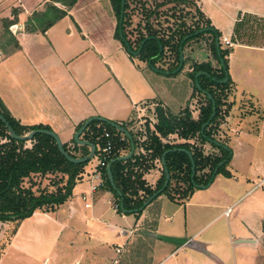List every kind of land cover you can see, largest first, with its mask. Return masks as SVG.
<instances>
[{
    "label": "crops",
    "instance_id": "obj_1",
    "mask_svg": "<svg viewBox=\"0 0 264 264\" xmlns=\"http://www.w3.org/2000/svg\"><path fill=\"white\" fill-rule=\"evenodd\" d=\"M19 1V5L15 6L16 10L10 12L11 16L7 17V27L0 24V32L7 36L5 38L0 35L4 39L3 44L0 38V69L2 67L16 83L17 77L22 80L18 91L10 92V99L1 96L4 105L9 107L7 108L9 114L21 125L47 126L68 146H72L74 133L88 117L99 116L96 110L105 111L106 114L100 115L106 119L129 124L132 120L131 113L127 112L129 106L127 101L123 104L124 99L122 100L117 90L114 92L113 105L107 109L103 107L106 96L102 89L100 90L104 84L100 78L104 72L98 65L103 64L104 59L100 57L97 60L81 53L74 55L75 43H70V37L75 35L74 28L70 27L73 7L67 11V15L44 32L29 31L25 29L24 19L30 15L31 10H37L44 2L50 0H35L33 7L31 4L23 3V0ZM193 3L194 9L208 19L219 32L220 45L223 44L222 48L228 50L226 59L231 82L238 90L244 92L241 86V77L244 74H239L235 66L240 58H243L241 61H246L242 54H246L247 51L264 53V0H193ZM53 34L55 40L52 39ZM43 37L46 39L50 37L51 41L45 39L48 43L44 42ZM223 37L228 39L230 45L221 41ZM80 39L84 46L88 44L90 47L95 44L86 35ZM189 48L190 46L185 48L184 56L188 57L190 54L189 60L200 62L197 60L198 55L194 51L190 52ZM52 50L57 51L55 57L47 56ZM93 51L98 55L95 48ZM259 63L264 66V58ZM135 64L139 66L137 62ZM91 68L95 69L94 78ZM249 79L254 81V77L247 80ZM92 80H95V83ZM262 81L264 78L260 79V83ZM91 83L97 84L98 88L94 97ZM257 84L259 83H256L255 88L262 91L264 85ZM118 95L121 98L118 99ZM130 103V107L135 105L134 101ZM80 138L87 140L83 138V132ZM231 141L232 138L228 143ZM96 149H99L98 145ZM125 154L126 150L120 151V155ZM96 156L94 165L87 163L83 167L71 196L66 200L68 223H60L57 217L52 218L49 215L50 211L39 209L20 222L23 225L37 215L40 218L36 219V222L44 223L47 227L58 225V233L65 230L67 236H43L44 230L45 232L48 230L46 227L40 234L24 232L26 236H18L21 229L23 230L22 226L11 236H0V264H110L117 256L114 247L123 243L125 249L119 257L124 264H226L231 258L230 255L226 258L220 250L219 236L230 234V223L227 219L219 227L222 235H218L219 228L202 239L198 238L200 235L198 233L210 227L208 225L215 220L227 217L224 214L226 208L251 192L255 185L226 208L219 198L205 199L201 193L203 188H199L183 201L172 200L163 193L153 199L140 214L123 213L118 212L112 204L113 194L102 188L99 156ZM160 175L161 167L156 163L155 168L146 171L143 178L149 186L154 187ZM187 207L190 209L189 214L186 211ZM258 209L262 212L264 204ZM255 217L258 222L243 229L244 233L254 236L251 240L244 241L253 246L258 245L260 239L264 237V227L262 230L259 227L264 215L256 213ZM45 219L51 222H45ZM115 220L125 223L130 221L132 225L124 228ZM234 226L237 227L235 223ZM105 228L117 231L121 238L119 242L112 243V247L107 246V240L102 234ZM237 229L241 231L240 228ZM129 251H135L136 253L133 252L135 256L132 257ZM234 258L232 253V264H235Z\"/></svg>",
    "mask_w": 264,
    "mask_h": 264
},
{
    "label": "trees",
    "instance_id": "obj_2",
    "mask_svg": "<svg viewBox=\"0 0 264 264\" xmlns=\"http://www.w3.org/2000/svg\"><path fill=\"white\" fill-rule=\"evenodd\" d=\"M109 1L117 19L115 35L125 49V44L119 34V28L133 50H137L140 42L148 37L136 57L139 60L146 63L150 61L152 65L159 69L172 71L178 66L179 47L182 46L184 54L185 48L190 46L191 42L199 41L201 37L206 35L210 37L209 49L218 62V67L214 68L209 60L197 62L189 60L190 54L188 57L184 56L183 65L187 61L192 62L191 70L187 74L192 79L193 88L203 96V102L199 107L196 118L192 116L187 107L175 114L158 106L155 110L156 122L152 129H150L148 122L146 123L145 138L143 140H138L139 134L129 130L126 123H120L131 133L136 149L130 158L115 161L111 165L114 183L123 196L124 208L131 210L140 207L150 195L162 186L165 172L161 164V156L168 149H171V151L165 155V161L170 179L166 188L159 195L165 193L172 200H185L195 190L194 183L206 184L214 168L223 160L224 163L218 166L217 173H221L225 177L231 176L230 170L227 169V164L231 159V148L225 142L214 137V131L219 125V118L223 116L222 106L226 103L224 100L226 94H223L222 91L231 83L228 73V80L224 83L219 82L225 77L228 68L226 59L228 50L221 48V46L219 53L216 50L215 35L220 36L219 32L197 9H194V13L190 12L189 5L193 3L191 0H161L160 2L125 0L121 24H119L121 0ZM75 2L76 0H50L43 10L33 12L35 13L33 16L39 22L38 25L34 28L25 27V29L44 32L56 21L67 15V11L72 8ZM55 3H61L66 8H60ZM131 8L136 15L141 13V18H132ZM195 15L197 16L196 19L194 18ZM188 17L191 20L190 22L186 20ZM133 19L135 25L130 26ZM7 24L8 22H5L6 27ZM128 26L131 27V30H127ZM203 27H209L213 30L194 34L195 31ZM132 29L137 31L134 32ZM132 32L133 34H131ZM189 34L191 36L182 42V39ZM193 51L194 48L192 50V47H190V52ZM205 55L207 56V54ZM166 56L169 57V61L167 66L163 67L161 62L165 61ZM220 58H223L225 70ZM200 71L204 73L200 74L197 79L201 89L206 91L205 93L196 87L194 81L195 74ZM213 102L215 104V114L204 127L203 132H200L201 126L212 113ZM226 111L227 109L224 110V112ZM0 112L19 135L37 128L49 129L41 124L33 126L19 124L9 114L1 100ZM116 134H121L122 139ZM171 134H176L177 138L182 141H169L168 136ZM83 138L93 142L95 146L98 145L99 149L95 150V154L104 162V165L100 166L102 188H106L113 194L116 198V209L121 212L119 195L110 185L106 174V165L110 159L120 156L121 150H130L129 140L110 123L99 120H94L88 124L83 131ZM194 138L200 144L197 145L195 142L188 141ZM214 140L220 144H216ZM27 141L30 142V146L26 145ZM108 141L111 142L112 149L111 155L106 157L102 149ZM72 142V146L62 143L63 148L70 156L80 157L88 154V146L77 145L74 140ZM204 142H208L213 148L217 149V152L205 153L203 150ZM179 148L184 150H179ZM187 152L191 153L195 164L194 182L191 181L190 177L191 160ZM157 161L161 167V175L155 186L151 187L146 183L143 175L149 169L155 168ZM88 162H70L61 154L54 138L48 134L36 133L30 140H16L9 135L4 122L0 120V221H21L31 216L38 209L42 211L54 210L71 196L72 189L83 172V167ZM49 174L55 176L54 179L50 180L55 188L53 190L42 188L36 194L33 190L36 185L35 180H33L34 177L43 178ZM25 180H28V185H24ZM136 213L140 214L141 211Z\"/></svg>",
    "mask_w": 264,
    "mask_h": 264
},
{
    "label": "rangeland",
    "instance_id": "obj_3",
    "mask_svg": "<svg viewBox=\"0 0 264 264\" xmlns=\"http://www.w3.org/2000/svg\"><path fill=\"white\" fill-rule=\"evenodd\" d=\"M149 1L160 2L161 0ZM19 3V0H0L1 25H5L7 17L11 16L10 12L13 13L12 11L16 10L15 6L19 5ZM23 3L26 5L31 4V7H33L35 0H23ZM46 3L44 2V4L41 7H38L35 11L38 12L43 10L46 7ZM55 4L60 8H66V6L61 3ZM72 7L73 13L72 18H70V27L72 29L74 28L75 35L73 34L74 36H72V38L70 37V43H75L73 49L76 53H74V55L81 53V55H90V58L94 57L97 58V60L100 59V57L104 59V63L98 65V68H101L104 72V75L100 78L104 83L100 90L102 89V93L106 96V100H104L105 105L103 107L107 109L108 106L113 105V98L115 97L114 92L117 90L122 96V100L124 99L123 104L127 101V105L129 106V109L128 106L126 108V110L128 109L127 112L131 113L132 120L127 127L134 133L137 132L139 134L138 140H143L145 138L144 129L147 122L150 129L153 128L152 126L154 125V122H156L155 110L158 106L172 113H176L180 108L186 106L191 111L192 116H197L198 108L203 102V97L198 91L194 90L192 79L187 74V72L191 70V61H187L186 64L183 65L181 71L174 75H163L155 72L146 62L139 60L136 58L137 56H131L129 52L122 47L120 40L115 35L117 19L109 0H76ZM194 7V3L189 5L191 13H194ZM138 9L140 11L139 7ZM35 11L31 10L30 15L24 19V25L26 28H34L38 25L39 22L37 18L33 16V14H35L33 12ZM130 14L132 15V18L135 17L136 19H139L142 16L141 13L136 15L132 8L130 9ZM194 18L196 19L197 16L195 15ZM186 20L187 22L191 21L189 17ZM131 24L132 25L130 26L135 25L134 19L131 21ZM130 26L127 27V30H131ZM132 30L134 32L137 31L136 29ZM131 34H133V32ZM0 35L5 38L7 37L2 34V32H0ZM40 35H42V33ZM84 35L89 37L95 44L93 43L94 45L90 47L88 44L84 46L80 39ZM2 36H0V38ZM35 38L37 39V37ZM45 39L46 37L43 40L44 42L48 43V41H51L50 37L46 39L48 41ZM52 39L55 40V34H53ZM209 39L210 37L205 35L201 37L199 41L191 42L190 47H192V50L194 48V52L198 55L197 60H209L214 68H216L218 67V62L209 49ZM3 40L4 39H2L1 42L4 44ZM37 42H40L39 39ZM11 46L12 44H10V47ZM198 47H201L202 50ZM94 48L98 51V55L93 51ZM188 50H190V48ZM56 53V50H52L51 54L48 53L47 56L55 57ZM205 54H207V56ZM242 57H245L247 62L241 61L243 58H240V61H237V66L235 67L239 74H244L241 77V86L245 91L238 90L233 82L222 91L223 94H226L224 97L226 103L222 106L223 116L219 118V125L214 131V137L226 144L232 138V141L227 144L231 148V159L227 164V169L231 171V177H225L221 173H216L212 178L211 184L205 187V189L203 188L201 193H203L205 199L209 197L219 198L220 202L224 204V208H226L253 185H255V188L230 206V211L227 217L223 216L222 218L215 220L208 225L210 227L207 226V229L199 232L198 234L200 235L198 238L202 239L205 236H208L210 232L223 225V222L227 219L230 223V234L225 233L224 236H219V240H221L220 250L223 251L222 253H224L226 258L229 257V255L231 257L226 261V264H232V253L235 256V264H264V237L260 239L258 245L253 246L251 243L244 241L251 240V237L254 236H249V234L244 233L245 231L243 230L246 226L251 227L258 222L255 217L256 213L264 215V210L262 209V212H259L258 209L259 206L264 204V88L262 91L255 88L256 83H259L257 84L259 86L264 85V81L260 83V79L264 78V66L259 63V61L261 62L264 58V53L261 51L250 50L247 51L246 54H242ZM77 59H79V55L77 56ZM168 59L169 57L166 56L165 61L161 62L163 67L167 66ZM136 62L139 66L135 64ZM92 66L95 67V65ZM226 71L229 74L228 68ZM91 73L92 78H94V68H91ZM251 77H254V81L250 79L247 80ZM255 79H257L256 82ZM17 80L16 83L1 67L0 100L2 99L1 96L10 99V92L16 93L18 91L22 80H19L18 77ZM92 81L95 83V80ZM251 83L254 84L251 85ZM91 85L93 86L92 96L94 97L98 88L97 84L91 83ZM119 97L120 96L118 95V99ZM1 101H3V99ZM131 101L135 102L133 107H130ZM5 108L9 109V107L6 106ZM226 109L227 111L224 112ZM96 111L100 117H104L101 115L106 114L105 111ZM117 136L122 139L121 134ZM168 140L171 142L182 141L177 138L176 134L169 135ZM190 142H195L196 144L200 143L195 138L190 139ZM26 145L30 146V142L27 141ZM203 150L205 153L217 152V149L213 148L208 142H204ZM128 152L129 150H126V153ZM96 157L97 156L95 155L89 160L88 164L94 165L97 160ZM156 163L158 166L160 165L158 161ZM52 178H55L54 174H49L43 178L38 176L34 177L33 180H35L36 185L33 187V190H35V193L37 194L42 188L53 190L55 185L51 184L50 180ZM28 184V180H25L24 185ZM234 187H236V189ZM195 189L197 190L199 188ZM200 198H202V196ZM66 203L67 202L65 201L60 204L57 208L52 210L53 212L50 211L49 214L52 218L57 217L60 223H68V219H66L67 213L65 211ZM112 204L115 207L116 198L113 195ZM189 210L190 209L187 207L186 211H188V214ZM39 218V216L35 215L29 219L28 222L23 223V225L20 223L22 220H7L1 222L0 236H11L16 229L20 230L22 226L23 230L21 229L18 236H26L25 233L28 232H37V234H40V231L44 227L48 228V230L46 232L44 230L45 233L43 232V236H67V231L65 230L63 233H58V225L53 224L52 227H47L44 223L36 222L35 220ZM182 218L184 220V215ZM262 220H264V218ZM262 220L259 226L261 230L264 227ZM45 222L51 221L45 219ZM116 223L124 228H128L129 225H132L130 221L127 223L124 221H116ZM234 223L241 229V231H238L237 227L234 226ZM187 232L189 233V228ZM102 234L106 238V244L109 247H112V243L121 240L117 235V231L112 230L111 228H105L102 231ZM218 235H222V230H220V234ZM144 251L146 252V250ZM133 252L135 251H129L132 257H134L136 253Z\"/></svg>",
    "mask_w": 264,
    "mask_h": 264
},
{
    "label": "water",
    "instance_id": "obj_4",
    "mask_svg": "<svg viewBox=\"0 0 264 264\" xmlns=\"http://www.w3.org/2000/svg\"><path fill=\"white\" fill-rule=\"evenodd\" d=\"M124 4H125V0H121V9H120V14H119V24H121L122 22V19H123V14H124ZM208 30H213L212 28H209V27H203V28H200L199 30L195 31L194 34L197 35L199 33H202L204 31H208ZM119 34H120V37L122 39V41L124 42L125 44V47L127 49V51L129 52V54H131L132 56H137L140 49L142 48L144 42L146 41V39H148V37H146L145 39H143L140 44H139V47L137 50H133L131 49V47L129 46L128 42L125 40V37L123 36L122 34V31L121 29L119 28ZM191 34L185 36L183 39H182V42H184L188 37H190ZM215 46H216V50L217 52L219 53V48H220V40H219V36L216 34L215 35ZM183 61H184V54H183V50H182V46L179 47V62H178V66L172 70V71H168V70H162V69H159L158 67L152 65L150 63V61L147 62V64L149 65L150 68H152L155 72H158V73H163V74H174L176 72H178L179 70H181L182 66H183ZM220 62L222 63L223 67H224V64H223V58H220ZM224 70H225V67H224ZM204 72L200 71V72H197L196 75H195V85L197 86V88L205 93L206 91L201 89L200 85H199V82H198V79L197 77L202 74ZM228 80V74H227V71L225 72V77L222 79V80H219V82H226ZM209 97H211L209 94H208ZM215 114V104L213 102V109H212V113L209 117V119L201 126V132H203L204 130V127L209 123L210 119L214 116ZM0 120L2 122H4L6 128H7V131L9 133V135L16 139V140H29L31 139L36 133H44V134H48L50 136H52L57 144V147L59 149V151L61 152V154H63L70 162H73V163H83V162H87L89 160H91L94 155H95V150H96V146L93 142L89 141V140H83L80 138V135L81 133L84 131V129L88 126V124L94 120H99V121H103V122H107V123H110L111 126H113L114 128H116L119 132H121L124 136H126V138L129 140L130 142V150L127 154L125 155H120V156H117L115 158H112L109 160V162L107 163L106 165V174H107V177H108V180L110 182V185L112 186V188L114 190H116L117 194L119 195V208L121 209V211L123 213H136L138 211H142L155 197H157L167 186L168 182H169V179H170V174L168 172V169L166 167V161H165V155L171 151V149H168V150H165L161 156V164L164 168V172H165V179H164V182L162 184V186L160 188H158L152 195H150L144 202L143 204L136 208V209H131V210H127L124 208L123 206V196H122V193L120 190L117 189L115 183H114V179H113V175H112V171H111V165L113 162L115 161H121V160H126L128 158H130L133 153H134V150H135V144H134V141H133V137L131 135V133L127 130V128H125L124 126H122L120 123H116V122H113V121H110L109 119H106L104 117H100V116H91V117H88L83 123L82 125L76 130V132L74 133L73 135V140L76 144H79V145H85V146H88L89 147V152L88 154L84 155V156H80V157H73V156H70L66 151L65 149L63 148V145H62V141L60 139V137L52 130L50 129H43V128H37V129H33L31 131H29L28 133L26 134H23V135H19L17 134L14 129L12 128V126L9 124V122L6 120V118L1 114L0 112ZM216 144H219L217 141H214ZM179 150H184L182 148H179ZM188 155H189V158L191 160V181L194 182V174H195V164H194V161H193V158L191 156V154L189 152H187ZM224 163V160L221 161L218 166L222 165ZM217 167L214 168L213 172H212V175H211V178L208 180V182L206 184H196L194 183L195 187L196 188H205L207 187L208 185L211 184L212 182V178L215 176V174L217 173Z\"/></svg>",
    "mask_w": 264,
    "mask_h": 264
},
{
    "label": "built area",
    "instance_id": "obj_5",
    "mask_svg": "<svg viewBox=\"0 0 264 264\" xmlns=\"http://www.w3.org/2000/svg\"><path fill=\"white\" fill-rule=\"evenodd\" d=\"M221 41L223 43H225L226 45H230L228 39L225 38V37H223ZM106 135L108 136L107 133H106ZM111 149H112V144H111L110 141H108L106 143V146L102 149V152L107 157V156H110L111 155ZM98 165L99 166H103L104 165V162L101 159H99ZM116 206L117 205H115V207ZM229 211H230V207L229 208H226V210L224 211V214L225 215H228ZM124 249H125V244L124 243L123 244H116V246L114 247V251L117 254V256L114 259L111 260L110 264H124V263H122V261L120 260V257H119L120 254L123 253Z\"/></svg>",
    "mask_w": 264,
    "mask_h": 264
},
{
    "label": "flooded vegetation",
    "instance_id": "obj_6",
    "mask_svg": "<svg viewBox=\"0 0 264 264\" xmlns=\"http://www.w3.org/2000/svg\"><path fill=\"white\" fill-rule=\"evenodd\" d=\"M201 95H202V94H201ZM202 97H203V96H202ZM185 107H186V106H185ZM185 107H184V108H185ZM199 107H200V106H199ZM198 112H199V108H198ZM198 112H197V116H198ZM197 116H196V117H197ZM193 117H194V116H193ZM196 117H194V118H196ZM154 123H155V122H154ZM126 125H128V124L126 123ZM152 127H153V126H152ZM144 130H145V129H144ZM200 132H201V129H200ZM188 141L190 142V140H188ZM197 141H198V140H197ZM191 143H193V142H191ZM199 144H200V143H199ZM197 145H198V144H197ZM189 153H190V152H189ZM190 154H191V153H190ZM191 156H192V155H191Z\"/></svg>",
    "mask_w": 264,
    "mask_h": 264
}]
</instances>
